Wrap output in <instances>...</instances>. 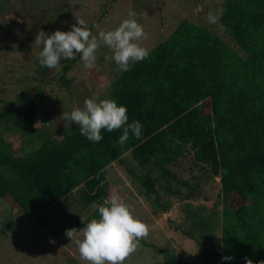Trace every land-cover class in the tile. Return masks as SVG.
<instances>
[{"label":"trees","instance_id":"trees-1","mask_svg":"<svg viewBox=\"0 0 264 264\" xmlns=\"http://www.w3.org/2000/svg\"><path fill=\"white\" fill-rule=\"evenodd\" d=\"M220 9L228 40L182 19L165 41L109 87L104 99L110 96L126 106L128 123L142 124L140 139L130 133L120 145L122 129H102L103 139L94 143L74 123L55 130L50 121L52 127L46 129L41 115L50 112L41 104L52 101L41 87L28 102L22 98L27 90L18 100L17 95L10 101L0 95V201L34 219L80 192L84 207L95 215L110 196L111 166L132 161L151 169L147 174L136 167L130 171L145 197L160 189L182 198L189 226L178 229L197 246L195 254L185 257L167 254L161 264H246L244 257L253 264L264 261V0H223ZM40 27L53 25L50 20ZM80 60L79 54L62 60L56 70L42 67L37 57L36 77L45 76L46 86L57 81L70 91L68 76ZM5 82L6 77L0 80L2 91ZM68 94V100L75 97ZM10 132L36 146L16 153L4 138ZM186 159L192 171L202 173L194 183L170 170ZM204 181L217 184L211 208L195 205ZM204 200L212 202L207 196ZM93 217L90 213L82 226ZM7 227L3 233L14 234L12 221Z\"/></svg>","mask_w":264,"mask_h":264},{"label":"rangeland","instance_id":"rangeland-1","mask_svg":"<svg viewBox=\"0 0 264 264\" xmlns=\"http://www.w3.org/2000/svg\"><path fill=\"white\" fill-rule=\"evenodd\" d=\"M222 2L223 0H0V80L6 77L3 85L5 90L2 91L0 86V95L7 101L17 95L18 100L27 90L28 94L24 93L22 98L26 100L24 102H28L30 98L37 96V88L46 89V98L52 103L42 102L41 105L50 114L41 115V124L48 125L46 129H50L51 121L55 130H60L66 123L61 118L64 112L70 113L75 107L82 108L87 98L104 100L109 87H112L123 72L119 71L114 61H105L104 57L110 56L111 52L101 43L96 52L94 68H84L82 60L73 67L68 76L70 91L57 81L52 86H46L45 76L36 77L35 74L38 68L36 59L42 50V45L35 44L39 31L49 35L57 30L66 32L74 24L79 26L77 16L85 20L93 35L98 36L101 30L117 28L122 21L130 18L128 13L134 11L137 13V22L143 26L148 37L140 45L148 52L165 41L182 19L206 26L228 40L219 19L212 24L207 18L210 11L215 13L220 9ZM2 3H6L7 7H1ZM50 20L53 28L40 27L41 24L47 25ZM95 25H99V28L94 27ZM50 76L55 77V74L51 73ZM15 78L19 85L14 83ZM68 92H72L75 97L71 96L72 99L68 100ZM106 99L110 100V96ZM3 107L0 105L1 109ZM4 138L13 145L16 153L20 149L28 150L31 146H36L35 143L25 142L20 133L10 132ZM179 162L180 165H173L170 170L178 173L181 179L194 183V178L202 174L196 169L191 170L189 159ZM134 167L143 174L151 171L149 167L140 168L132 161L126 164L115 163L110 168V195L118 196L131 209L134 217L148 226V235L139 240L136 250L129 254L124 264H161L166 261L167 254L177 253L181 257L195 254L196 244L186 239L182 230L178 229L179 226L183 229L189 226L184 218L182 198L159 188L158 195L145 197L142 194L144 190L139 188L138 182L130 174ZM183 191L186 194V189ZM217 191L214 181H204L202 196L195 205L201 203L208 208L213 207ZM79 194L80 192L74 193L72 198L58 203L51 212L34 219H29L20 210H13L10 206L8 208L0 201V222L5 225L0 226V264H86L81 260L77 246L66 237L65 231L81 230L82 223L90 213L94 216L91 220L100 217L98 211L93 215L94 209L84 207ZM205 196L211 198L212 202H205ZM156 202L164 206L170 205L171 208L167 211L157 210ZM9 221L15 227L14 234L11 232L5 235L2 228L5 227L7 231ZM79 235L82 237V233ZM50 240L55 243H50Z\"/></svg>","mask_w":264,"mask_h":264},{"label":"clouds","instance_id":"clouds-1","mask_svg":"<svg viewBox=\"0 0 264 264\" xmlns=\"http://www.w3.org/2000/svg\"><path fill=\"white\" fill-rule=\"evenodd\" d=\"M222 12L223 9H217L215 13L210 11L208 21L215 24ZM128 15L130 18L122 21L117 28L101 30L98 36L93 35L85 20L76 15L79 26L74 24L71 31L57 30L50 35L39 31L35 44L42 45L40 65L59 70L62 60L75 59L79 54L84 68L92 69L96 66V52L102 43L111 52L110 56L104 57L105 61H114L121 72L129 71L132 63L143 61L148 56V50L140 45L148 37L143 26L137 22V13L130 11ZM94 27L99 28V25ZM61 118L66 122L65 127H71L73 123L78 125L80 134L94 143L103 139L102 129L108 132L122 129L118 138L120 145L129 140L130 133L136 139L142 135V124L139 121L128 123L126 106H118L114 100L87 98L82 108L75 107L70 113L64 112ZM98 213L100 218L84 224L81 230L67 229L66 237L77 246L80 258L86 264H124L129 254L136 250L139 240L148 235V226L134 217L131 209L116 195L104 199ZM50 243L55 241L50 240ZM223 259L230 261L233 257L224 256ZM244 259L246 264H253L248 257Z\"/></svg>","mask_w":264,"mask_h":264}]
</instances>
